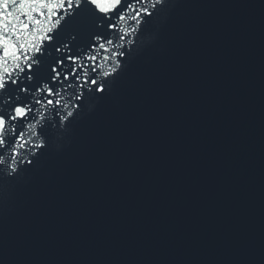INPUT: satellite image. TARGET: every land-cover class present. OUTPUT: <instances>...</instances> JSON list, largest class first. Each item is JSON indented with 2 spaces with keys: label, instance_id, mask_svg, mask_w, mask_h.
Returning <instances> with one entry per match:
<instances>
[{
  "label": "water",
  "instance_id": "obj_1",
  "mask_svg": "<svg viewBox=\"0 0 264 264\" xmlns=\"http://www.w3.org/2000/svg\"><path fill=\"white\" fill-rule=\"evenodd\" d=\"M134 40L0 182V264H264V0H166Z\"/></svg>",
  "mask_w": 264,
  "mask_h": 264
},
{
  "label": "snow or ice",
  "instance_id": "obj_2",
  "mask_svg": "<svg viewBox=\"0 0 264 264\" xmlns=\"http://www.w3.org/2000/svg\"><path fill=\"white\" fill-rule=\"evenodd\" d=\"M166 0H0V182L37 168L53 129L121 90Z\"/></svg>",
  "mask_w": 264,
  "mask_h": 264
}]
</instances>
